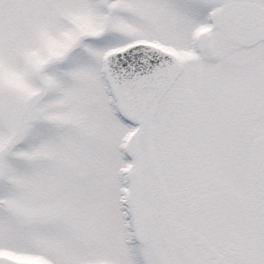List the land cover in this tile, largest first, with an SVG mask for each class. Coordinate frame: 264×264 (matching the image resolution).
<instances>
[{"label":"snow or ice","instance_id":"snow-or-ice-1","mask_svg":"<svg viewBox=\"0 0 264 264\" xmlns=\"http://www.w3.org/2000/svg\"><path fill=\"white\" fill-rule=\"evenodd\" d=\"M0 264H264V0H0Z\"/></svg>","mask_w":264,"mask_h":264}]
</instances>
